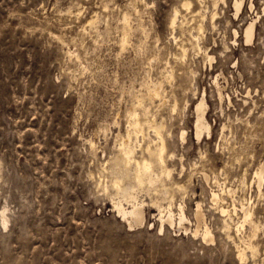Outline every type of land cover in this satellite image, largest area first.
<instances>
[{"label": "rangeland", "instance_id": "obj_1", "mask_svg": "<svg viewBox=\"0 0 264 264\" xmlns=\"http://www.w3.org/2000/svg\"><path fill=\"white\" fill-rule=\"evenodd\" d=\"M240 1L0 0V264H264V0ZM153 127L170 175L123 200L112 162Z\"/></svg>", "mask_w": 264, "mask_h": 264}, {"label": "bare ground", "instance_id": "obj_2", "mask_svg": "<svg viewBox=\"0 0 264 264\" xmlns=\"http://www.w3.org/2000/svg\"><path fill=\"white\" fill-rule=\"evenodd\" d=\"M195 1H197L198 3L202 2V0H195ZM241 3H242V1L235 0L234 7H235L236 12H238L240 10ZM191 6H192V3L186 1V2H184L181 5V8L185 9V10H188L189 11L188 13L191 14L192 18H198V19L201 20L203 13L201 11H199V12L194 11V9ZM263 12H264V10H263ZM179 15H180V11L176 10L174 12L173 18H172L171 23H170L172 28L175 27L176 19H177V17H179ZM212 18H213V15H212ZM184 20H185V18L182 17V20H181L180 24H182L184 22ZM200 29H201V24L199 26H197V31H199ZM253 32H254V22L250 23L249 26L244 31V39H245L246 43L250 42L252 40ZM197 37L198 36H194L192 34L189 37L190 40H191L190 46H192L193 48L198 46ZM180 50H181L182 54L185 55V52H186L187 48H186L185 45H181L180 46ZM154 91L155 92H153V93H155L158 96L159 95L158 91L157 90H154ZM218 92H219V96L221 97V92H220L219 88H218ZM152 97H153V94H152ZM204 106H205L204 105V100L202 98L200 100V102L198 103V105L196 106V109H195L196 110V116H197L196 117L197 118L196 125H195L197 138L200 137V135H201V133L203 131H207V132L209 131V127L205 123V118H204V114H203L204 111H205ZM175 108H176V106H175ZM131 117H132V119L134 121L133 125H134V127L136 129V127H139V122L136 120V115L134 113H131L130 118ZM133 121H132V123H133ZM160 128L153 127L154 133L156 135V136L155 135L154 136L158 137V141H159L158 144L154 145L155 147H153V148L147 146V148L145 150V152L150 157V161H148L146 159H142L140 161L136 160L135 156H134V152L135 151L128 150V149L125 150V148L121 147V144H120L121 149H120V151H118L119 154L113 160L112 166L110 168H111V173L113 174L112 188L115 189L118 194H120V196L123 198V200L130 201V199L133 197V190H135V188H142L145 185L152 186V185H154V184H156L157 182L160 181L159 175H156L155 172H154V168L155 167L162 170L161 174H165L167 177H169L170 172H168L167 169H166L165 159H164V153H165L166 146H165L164 140L161 137V129ZM125 146H126V143H125ZM128 148H130V147H128ZM117 150H119V148ZM130 172H132V174H130ZM255 176L258 177L259 173H256ZM127 178H130L132 180V183H133L132 187H128V186L123 185V182H122L123 179H127ZM175 188H177V187H175ZM178 190H179V188H178ZM212 198H213V200H215V199L217 200V196L216 195H212ZM131 205H132V207H131L132 210L128 211V212L126 211V209L124 210V208H123L121 203L115 204V209L123 217L124 216H128V218H129V226H135V225L142 224L143 221H144L143 206L142 205L138 206L133 201H132ZM242 210H243L244 222H245L246 220H248V218L250 216V213H249V211L247 209L243 208ZM220 213L224 217H229L230 216L229 212L227 210L223 209V208H221ZM201 214L202 213H201L200 207L197 206L196 213H195V217H196L197 221L200 220ZM5 218L6 217H3L4 224L7 221ZM183 220H184V217H183V213L181 212L180 215H179V219H178L179 225L182 224ZM160 222L161 223L167 222L168 224H170L172 226L174 221L172 219V215L170 214V212L167 215V217L166 216L165 217L161 216ZM224 229L226 231L230 230V226L227 223V221H224ZM238 229L239 228H236V231H238ZM202 236L206 240H211L210 232H209V230L207 228L204 229V231L202 233ZM248 247H249V249L250 248L252 249V252L254 251L250 244L248 245ZM238 255L240 257H242L243 256V252L239 251Z\"/></svg>", "mask_w": 264, "mask_h": 264}]
</instances>
